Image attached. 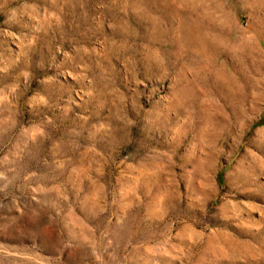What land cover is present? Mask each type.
I'll return each instance as SVG.
<instances>
[{"label":"rangeland","instance_id":"obj_1","mask_svg":"<svg viewBox=\"0 0 264 264\" xmlns=\"http://www.w3.org/2000/svg\"><path fill=\"white\" fill-rule=\"evenodd\" d=\"M0 264H264V0H0Z\"/></svg>","mask_w":264,"mask_h":264}]
</instances>
